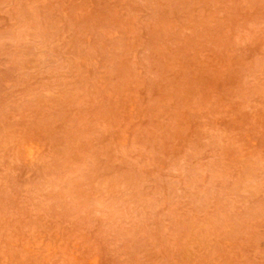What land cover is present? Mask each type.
<instances>
[{"label": "rangeland", "instance_id": "rangeland-1", "mask_svg": "<svg viewBox=\"0 0 264 264\" xmlns=\"http://www.w3.org/2000/svg\"><path fill=\"white\" fill-rule=\"evenodd\" d=\"M0 264H264V0H0Z\"/></svg>", "mask_w": 264, "mask_h": 264}]
</instances>
